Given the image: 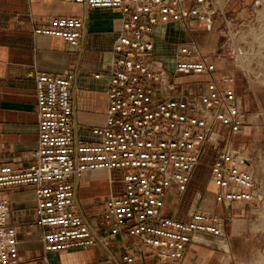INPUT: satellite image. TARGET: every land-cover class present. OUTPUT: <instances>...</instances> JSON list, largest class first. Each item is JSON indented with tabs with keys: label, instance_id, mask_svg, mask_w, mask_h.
<instances>
[{
	"label": "built area",
	"instance_id": "obj_1",
	"mask_svg": "<svg viewBox=\"0 0 264 264\" xmlns=\"http://www.w3.org/2000/svg\"><path fill=\"white\" fill-rule=\"evenodd\" d=\"M57 1L120 12L121 28L105 74V120L90 129L95 140L77 139L71 103L74 72L28 73L35 84L37 144L23 167L0 162V264H12L18 255V231L5 193L24 187L33 191L35 205L28 221L38 228L46 252L126 237L135 244L133 252L122 253L125 263L134 260L136 248L144 247L149 251L147 264H180L193 233L224 235V221L216 212L196 210L186 220L163 213L167 196L187 189L208 139L221 137L208 166L215 204L255 201L257 181L244 145L237 147L233 141L245 123L233 77H217L215 62L194 42L180 45L172 71L166 70L153 56V29L171 22L187 27L193 21L211 27L221 19L220 34L225 29L230 36L236 27L235 17L225 10L230 0L222 5L219 0ZM82 29L81 17L56 16L35 25L32 33L77 47ZM241 54L237 48L234 61L250 73ZM179 75L208 76L204 91L185 95L173 80ZM94 171L117 173L120 192L109 195L98 218L90 220L77 209L75 181Z\"/></svg>",
	"mask_w": 264,
	"mask_h": 264
},
{
	"label": "crops",
	"instance_id": "obj_2",
	"mask_svg": "<svg viewBox=\"0 0 264 264\" xmlns=\"http://www.w3.org/2000/svg\"><path fill=\"white\" fill-rule=\"evenodd\" d=\"M252 1V4L256 3V0H234L233 3L230 0V6L246 5ZM230 2L225 7L228 13ZM56 16L82 18L83 29L79 46H70L55 36L32 33L35 25L44 24ZM220 20H216L211 27L194 21L187 27L174 22L156 25L153 29V56L163 63L166 70L172 71L178 47L194 42L201 53L215 62L217 77H233L237 103L245 116L247 100L241 82L244 78L248 84L250 73L238 67L235 61H230L224 51L215 52L219 42L217 25ZM120 28L121 16L116 9H90L80 4L57 0H0V162L10 163L17 168L23 167L27 163L28 152L36 147V96L34 80L28 76L31 71L51 75L74 72L71 87L73 133L82 141L95 140L90 129L103 125L105 120V74L112 63L111 50ZM213 34H216V39L212 38ZM96 73H100L99 78L94 77ZM207 79L206 75H179L173 78L177 88L185 95L197 93L198 90L203 92ZM220 142L221 137L211 136L206 142L200 161L207 159ZM200 167L202 164H198L193 170L190 183L184 192L167 196L163 208L165 215L186 220L196 210H209L199 206L202 193L195 190L197 173L204 170ZM99 176L107 178V192L101 201H95V205L85 206L89 211L101 212L103 201L109 195L120 192V185L116 181L117 173H85L82 179L75 181V202L78 211L86 217L88 216L80 204L82 194L78 191H84L86 182ZM109 178L113 179V183H109ZM5 194L10 202L11 221L18 231V255L12 264H127L121 258L122 253L133 252L135 241L126 237H113L105 245L97 242L92 246L74 247L59 252L44 251L38 228L28 221L35 205L33 191L24 187L9 190ZM196 195L197 199L194 201ZM259 197L257 193L256 200ZM212 198L214 202L213 193ZM251 203H214V210L224 221V235L193 233L180 264H229L235 252H246L248 255L255 219ZM234 241L240 245L235 252ZM148 253L147 248H136L134 260L129 264H147L150 258ZM241 255L237 260L244 262L246 258Z\"/></svg>",
	"mask_w": 264,
	"mask_h": 264
},
{
	"label": "rangeland",
	"instance_id": "obj_3",
	"mask_svg": "<svg viewBox=\"0 0 264 264\" xmlns=\"http://www.w3.org/2000/svg\"><path fill=\"white\" fill-rule=\"evenodd\" d=\"M231 1L233 3L234 0ZM222 3L223 0H219L218 5H222ZM232 3L230 2L229 6ZM252 3L253 1L246 5L239 4L238 6L235 4V6H230L229 14L235 17L236 24L230 36L226 35L225 29H223V35L222 33L220 34V29L223 28L222 20L217 25L219 42L215 52L217 50H220V52L224 51L226 57L230 61H234L235 57H237L236 49L238 48L242 52L241 60L243 65L250 72L249 83L247 84L244 78L241 82L243 84V94L246 95L247 100L244 116L245 124L241 133L235 137L234 145L237 147L244 145L243 152H245L244 155L249 159L250 169L253 171L257 181V193L260 196L258 200L250 204V207L253 209V218L255 219L252 224L251 234H253V238L251 239L248 255L246 252L241 251L240 254H237L235 251L239 249L240 245L239 242L236 244L234 241L235 254L231 258L232 260L229 261V264H264V0H256L255 4ZM243 7L244 11L237 17L236 13ZM215 35H212L213 39H216ZM215 130L218 133H222L223 128L217 126ZM217 144L214 147V151L210 153V156L199 163L202 164L200 168L206 169L207 173L206 171L205 173L198 171L195 178V190H199L202 193L199 206L208 208L209 211L213 212L216 210H214L215 204L207 178V169L208 164L214 158L215 149H219L221 142ZM86 183V189L78 191L79 194H82L80 196V204L90 220L92 218L97 219L100 212L89 211L85 206L87 204L93 206L95 205V201H101L103 195L107 192L108 180L104 176H99ZM114 184L116 185L117 182H114ZM193 199L195 201L197 195ZM94 210H96V207ZM241 254L246 258L244 262H241L239 259L237 260V257H242Z\"/></svg>",
	"mask_w": 264,
	"mask_h": 264
},
{
	"label": "bare ground",
	"instance_id": "obj_4",
	"mask_svg": "<svg viewBox=\"0 0 264 264\" xmlns=\"http://www.w3.org/2000/svg\"><path fill=\"white\" fill-rule=\"evenodd\" d=\"M201 172L205 173V170L204 171H201Z\"/></svg>",
	"mask_w": 264,
	"mask_h": 264
}]
</instances>
